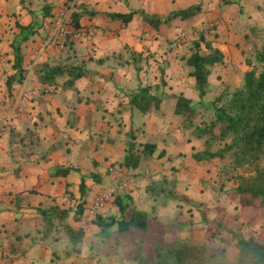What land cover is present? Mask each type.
<instances>
[{"label":"crops","instance_id":"crops-1","mask_svg":"<svg viewBox=\"0 0 264 264\" xmlns=\"http://www.w3.org/2000/svg\"><path fill=\"white\" fill-rule=\"evenodd\" d=\"M65 1L0 0V264L75 261L79 248L89 242L90 232L100 231L95 223L97 216H120L116 197L106 200L96 214L92 213L95 202L117 183L113 173L116 167H124L136 176L135 182L118 196L131 195L138 209L149 212L150 185L164 181V174L169 173L165 167L185 156L181 155V149L183 153L189 151L186 154L192 157L196 153L193 145L186 146L184 138V144L179 146L171 134L166 133L161 140L154 135L165 132L168 124L165 119L171 111L160 115L155 112L165 108L167 92L171 94L175 88L159 91L162 101L158 109L141 111L131 99L139 86H145L139 84L143 76L131 65L122 67L116 57L126 45L142 55L157 51L156 56H167L160 44L171 36L174 21L154 27L144 19L142 11L164 18L173 10L201 4L198 14L182 20H191L188 23L195 25L196 20L204 19L208 5L203 6L199 0H80L72 12V18L77 13L81 16L80 27H75L72 19L74 42L70 54L80 55L81 61L84 60L86 75L74 85L66 83L70 78L67 74L62 75V82L58 77L57 82L43 83L40 69L36 70L32 64L58 65L60 50L53 46L45 49V41ZM131 11H140L130 21L136 19L135 24H124L112 17L116 12ZM236 25V21L230 20L223 21L221 26L230 28V39L235 42L240 39L234 34ZM182 35L187 36V31ZM15 40L21 41L23 71L15 65ZM215 44L223 49L221 43ZM31 57L34 62L28 65ZM14 75L23 76L22 81L12 80L9 87L8 80ZM192 77L190 82H195ZM194 88L192 84L188 98L200 101ZM177 89L188 91L184 86ZM131 131L135 135L131 139L138 142L136 148L145 143L156 147L151 155H141L135 169L124 164L127 143L131 140L127 133ZM57 168L71 170L63 174L57 173ZM105 179L108 183L102 185ZM160 183L162 187L164 182ZM182 187L178 182V189ZM65 194L72 200L63 197ZM81 205L83 212L78 213ZM65 223L85 230L83 241L76 247Z\"/></svg>","mask_w":264,"mask_h":264},{"label":"rangeland","instance_id":"rangeland-1","mask_svg":"<svg viewBox=\"0 0 264 264\" xmlns=\"http://www.w3.org/2000/svg\"><path fill=\"white\" fill-rule=\"evenodd\" d=\"M79 1L76 0L74 5L72 0L65 1L63 10L59 11L57 16H61L68 9H71V14L75 12ZM199 1L205 7L208 5L209 8L204 10V19L195 21L198 24L188 23L191 20L182 22L181 17L171 20L174 21L170 30L171 36L164 40V44H160L167 56H156L157 51L142 55L134 51L130 45H126L123 52L116 57V61L124 68L133 66L138 75L143 76V78L140 77L139 84L149 86L155 92L159 93L161 89L170 87L175 88V92L171 94L167 92L169 97L165 100V108L155 112L160 115L167 110L171 111L165 119L168 123L164 129L165 132L154 134L156 139L161 140L164 135L171 134L174 136L175 144L179 143V146H182L184 144L182 140L186 139V146L193 145L196 152L208 147L212 151H218L225 148L226 140L232 142L231 136L227 139L220 138V124L213 129L212 133L209 132L203 137L196 134L200 128L209 126L216 120L214 101H217L220 95L225 94L226 97L223 100H226L235 89L242 87L247 70L264 69V64L256 59V52L264 42V0H231L230 3L223 0ZM21 2L23 3L24 0ZM176 11L179 10L172 12ZM72 19L71 16L65 22L69 30L73 25ZM230 20L237 22V31L234 34L239 36V41L230 39V28H221L223 21L227 23ZM130 23L135 24L136 19ZM54 27L53 24L50 30ZM184 30L187 31V36L182 35ZM201 32H205L213 42L223 45L222 49L220 45L215 44L219 49L225 50V58L223 63L212 67L208 92L200 98V101H192L197 112L189 117L178 114L176 105L178 96L188 97L191 93L190 86L195 84L193 81L190 82L192 67L186 60L193 52L194 39L199 38ZM49 34L50 32L46 34L47 36L45 35L46 41ZM72 35V31L68 32L64 47L54 42L46 45L45 49L53 46L55 50H60L61 56H58V59L55 57L58 65L84 67V60L81 61L80 55L70 54L74 42ZM226 36L229 38L226 39ZM202 51L207 52L204 45ZM33 62L34 58L31 57L28 65ZM43 64L44 62H37L32 66L39 70ZM59 79L62 82L64 76H60ZM180 86H184L188 91L185 93L177 89ZM197 93H199L198 90ZM222 101L218 104H222ZM131 133L133 131L127 133L130 139ZM208 138L212 141L210 145ZM132 144H138V142H133L132 139L128 141V151L133 147ZM133 149H136V145ZM183 150L181 149V155L185 156L180 161L173 162L172 159L173 163L165 167V169L168 168L169 173L164 174V180L170 184L173 183V194L160 192L165 185L162 180L159 181V183L164 182L162 187L161 183L156 181L150 185L152 189L149 191V199L152 202L148 200L151 207L149 212H154L167 228L170 227L168 232L164 233V237L168 240L177 238L191 246L200 247L209 257L198 264H254L255 259L252 253L240 243V240L244 239L252 245H264V201L261 196L238 192L237 187L238 176H250L255 171V167L253 165L239 169L234 167V150H228L223 158L216 157L203 162H198L194 157L186 154L189 151L186 150L183 153ZM258 162L261 167H264V155ZM178 182H181L183 186L181 190L178 189ZM107 183L105 179L102 185ZM63 197L72 200L69 194ZM99 238L96 233L90 232L87 245L83 244L75 255V261L70 259L67 264H138L137 260L127 255L128 247L122 246L127 245V241L116 245L115 241L109 240L110 244L107 243L101 247ZM96 252H98L97 256H95Z\"/></svg>","mask_w":264,"mask_h":264},{"label":"trees","instance_id":"trees-1","mask_svg":"<svg viewBox=\"0 0 264 264\" xmlns=\"http://www.w3.org/2000/svg\"><path fill=\"white\" fill-rule=\"evenodd\" d=\"M226 3L231 0H223ZM201 11V4H194L186 9L172 12L167 17H158L141 13L144 19L158 27L162 22H169L176 17L182 19L190 18ZM140 11H131L129 13L116 12L112 14L113 18H119L124 24H128L136 13ZM75 27H80L79 19L81 14H73ZM22 28L27 26L21 25ZM30 27V26H28ZM20 42V43H19ZM13 43L15 50V65L19 71H23V56L21 52V41ZM203 45L207 52L202 51ZM224 52L213 45V41L208 38L205 32H201L199 38L193 41V52L187 57V64L192 67L191 75L195 78L196 89L203 98L209 87V76L212 67L224 62ZM256 59L264 64V42L256 52ZM86 70L82 66L65 67L61 65L51 66L43 64L40 69L41 81L43 83L57 82V78L62 75H69L66 83L74 85V82L86 75ZM23 76H11L8 85L11 87L12 80L22 81ZM225 94L220 95L217 101H214L216 109V120L209 126L200 128L197 136L203 137L207 133L213 132V129L221 125L220 138L227 139L231 136L232 142L225 143V148L212 151L206 148L197 151L193 157L198 162L208 161L216 157L223 158L228 150H234V167L237 169L244 168L247 165H253L255 171L250 176H238L239 185L237 187L240 193H250L254 196L263 197L264 201V167L258 162L264 155V69H249L245 72L244 84L242 87L235 89L229 98ZM223 100V101H222ZM162 98L160 93L153 92L149 86L140 87L139 91L132 95L131 102L143 112L150 111L153 107L159 108ZM222 101V104H218ZM176 112L180 115L194 116L197 112L196 107L192 104V99L186 96H178ZM131 138L135 137L134 133L130 134ZM209 145L212 142L208 138ZM132 144L125 158L124 164L128 168H136L140 163L142 154L151 155L156 147L154 144H140L136 150ZM71 168H57V173L67 174ZM84 179L82 180V189L84 188ZM165 185L160 192L168 195L173 194V183L170 184L164 180ZM120 216H110L104 218L98 215L95 223L100 228L97 235L100 237V246L109 243V240L115 241L116 245L127 241L128 256L138 261V264H198L200 261L208 258L209 255L198 246H191L188 243L177 238L166 239L164 233L169 228L159 220L154 212H147L137 208L131 195L117 196L115 199ZM83 212V206H79L78 213ZM66 217L67 213L63 212ZM79 220V216H76ZM69 238L74 247L80 244L85 237L83 228L75 229L70 224H64ZM174 229V228H173ZM240 243L252 253L255 261L254 264H264V245H252L250 242L241 239ZM81 249V247L79 248ZM100 249V247H99ZM70 251H68L69 253ZM98 252L95 253V256Z\"/></svg>","mask_w":264,"mask_h":264},{"label":"built area","instance_id":"built-area-1","mask_svg":"<svg viewBox=\"0 0 264 264\" xmlns=\"http://www.w3.org/2000/svg\"><path fill=\"white\" fill-rule=\"evenodd\" d=\"M76 0H72V5H74ZM71 9H68L62 13L55 20V27L50 31V34L47 38L46 45H50L54 42L59 43L60 46L64 47L67 43V34L71 30L66 27V23L72 16L70 13ZM115 179L117 183L109 188H107V193L101 198L98 199L92 209V213L96 214V211L99 208L104 206L106 200L110 198H115L120 194L121 191H124L129 188V185L135 182L136 176L134 174L128 173L124 167H116L113 170Z\"/></svg>","mask_w":264,"mask_h":264}]
</instances>
